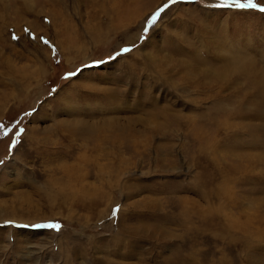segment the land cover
I'll return each mask as SVG.
<instances>
[{"label":"rangeland","instance_id":"obj_1","mask_svg":"<svg viewBox=\"0 0 264 264\" xmlns=\"http://www.w3.org/2000/svg\"><path fill=\"white\" fill-rule=\"evenodd\" d=\"M222 2L0 0V264H264V0Z\"/></svg>","mask_w":264,"mask_h":264},{"label":"snow or ice","instance_id":"obj_2","mask_svg":"<svg viewBox=\"0 0 264 264\" xmlns=\"http://www.w3.org/2000/svg\"><path fill=\"white\" fill-rule=\"evenodd\" d=\"M172 3H175L176 0H171ZM231 5L232 7H235L237 9H256L257 8V4L253 2V0H247L246 3H242L240 2V0H223L222 4L219 5L220 7H226V6H229ZM167 7V5L165 6ZM164 9H160V12H162ZM261 13H264V8H261L260 9ZM160 12H157L155 13L148 21H147V26L145 27L144 29V32L145 33H148L150 31V28L151 27H154L155 24L157 23V20L160 16ZM15 39V37H13ZM142 38H146V37H142ZM124 52H128L130 51V49H123ZM4 135H7V133H3ZM0 163H3V161H0ZM115 211L114 210V214H115ZM47 227L49 228H53V229H56V230H59V228L61 227L60 225L58 224H50V225H47Z\"/></svg>","mask_w":264,"mask_h":264}]
</instances>
